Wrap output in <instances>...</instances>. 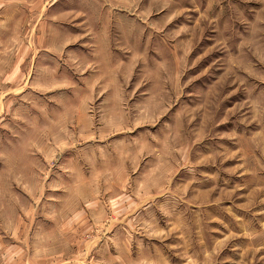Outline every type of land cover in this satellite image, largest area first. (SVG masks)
<instances>
[{"label":"rangeland","instance_id":"obj_1","mask_svg":"<svg viewBox=\"0 0 264 264\" xmlns=\"http://www.w3.org/2000/svg\"><path fill=\"white\" fill-rule=\"evenodd\" d=\"M0 264H264V0H0Z\"/></svg>","mask_w":264,"mask_h":264}]
</instances>
